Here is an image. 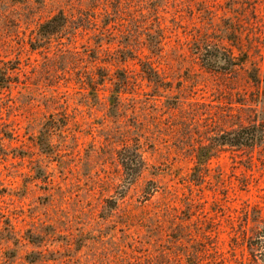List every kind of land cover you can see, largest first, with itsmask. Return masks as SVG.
<instances>
[{"label":"rangeland","instance_id":"rangeland-1","mask_svg":"<svg viewBox=\"0 0 264 264\" xmlns=\"http://www.w3.org/2000/svg\"><path fill=\"white\" fill-rule=\"evenodd\" d=\"M0 73V264H264V137L196 157L264 122V0H0Z\"/></svg>","mask_w":264,"mask_h":264},{"label":"trees","instance_id":"trees-1","mask_svg":"<svg viewBox=\"0 0 264 264\" xmlns=\"http://www.w3.org/2000/svg\"><path fill=\"white\" fill-rule=\"evenodd\" d=\"M65 26V19L62 14L53 16L39 27L40 41L50 40L57 35ZM34 49L35 46H32ZM229 58L220 50L212 47H205L201 52V60L204 66L210 69V66H215L219 61H223L226 66L229 64ZM4 74L0 73V84L4 82ZM264 137V122L256 123L247 126H241L237 129L224 132L221 135L214 137L211 144L199 148L197 152V160L199 162H207L211 155L208 154L209 149L214 147H231V148H250L255 146ZM125 175L130 178L138 176L141 171L142 162L138 155L132 156L126 154L121 161ZM133 179V178H132ZM128 183H131L128 182Z\"/></svg>","mask_w":264,"mask_h":264}]
</instances>
